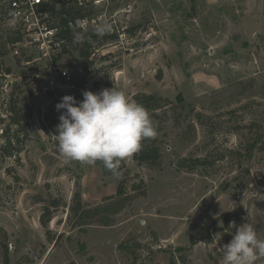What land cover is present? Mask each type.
I'll return each mask as SVG.
<instances>
[{"label": "rangeland", "instance_id": "1", "mask_svg": "<svg viewBox=\"0 0 264 264\" xmlns=\"http://www.w3.org/2000/svg\"><path fill=\"white\" fill-rule=\"evenodd\" d=\"M108 11L114 17L91 28L107 20L116 36L94 43L89 68L70 55L54 61L25 40L11 50L22 62L9 60L0 95V264L4 245L7 264H222L230 222L250 223L264 239V0H112ZM54 66L69 70L72 85L47 90ZM112 87L133 102L140 92L170 100L150 115L160 163L124 159V185L135 194L129 185L142 181L144 195L110 225L96 216L77 226L75 193L90 207L105 204L118 179L61 155L55 105ZM9 98L28 124L26 134L10 127L12 145ZM181 158L200 161L177 169Z\"/></svg>", "mask_w": 264, "mask_h": 264}, {"label": "clouds", "instance_id": "2", "mask_svg": "<svg viewBox=\"0 0 264 264\" xmlns=\"http://www.w3.org/2000/svg\"><path fill=\"white\" fill-rule=\"evenodd\" d=\"M110 30L105 20L95 31L102 37ZM73 31V42L84 43L85 32L75 28ZM82 97L77 101L73 95H64L55 105L60 112L54 135L58 150L70 161L89 165L100 161L120 179L121 161L137 153L142 140L157 135L150 114L143 105L131 101L124 91L114 87L99 92L83 90ZM229 228L235 232L230 242L222 246V264H256L264 257V239L258 237L252 224L230 222Z\"/></svg>", "mask_w": 264, "mask_h": 264}, {"label": "trees", "instance_id": "3", "mask_svg": "<svg viewBox=\"0 0 264 264\" xmlns=\"http://www.w3.org/2000/svg\"><path fill=\"white\" fill-rule=\"evenodd\" d=\"M11 7L9 5L8 0H0V95L3 93V80L6 79L7 75L12 73L11 66L9 65V60H14L15 64L21 65L22 62L20 58L16 54L9 56L11 50L14 49L16 43H21L23 39V33L19 29H14L7 24V19L9 13L11 11ZM42 11L46 13V17L43 19L50 29H57L56 36L58 39H62L63 43L61 44L59 50L53 55L54 61H59L62 55H70L74 60H79L80 64L84 65V67H90L92 65V59H90L91 50H93L94 43L104 42L111 39H114L116 34H108L106 33L104 36H98L93 28H81L79 21L87 16L92 15V11L89 8H85L80 6L77 3V0H50L42 4ZM79 25V27H76ZM74 28L76 31H84L86 35V40L82 44H77L73 42L74 37ZM136 29V26L127 28L128 32L133 33ZM126 31V32H127ZM11 59H10V58ZM32 61L31 56L25 57V63H30ZM32 71H36V67L31 68ZM91 72V71H90ZM92 73V72H91ZM48 74L47 69L44 70V75ZM9 85V84H7ZM17 85V82H12L10 84L11 88ZM12 89L8 96L11 95ZM134 102L143 105L149 114H153V112L157 109L164 107L166 104L170 103L169 99L155 96L147 93H137L133 96ZM178 101L184 103V98L180 95L177 97ZM10 101H7V115L8 122L7 127L5 128V138L9 145H12L14 140L13 137L8 136V131L11 126H15L18 128L17 131L27 132L28 124L21 121V114L17 111L15 104H11ZM77 101H79L76 98ZM186 103V102H185ZM191 106L190 102L186 103ZM197 117L201 116V113L196 114ZM1 120V119H0ZM12 135V134H11ZM18 141V134L15 137ZM133 159L137 161L141 166L147 167H156L160 163L161 154L159 152L158 146L153 143V140L144 139L141 141V149L133 155ZM198 158L189 159V158H181L178 161L177 169L188 168L192 169L199 163ZM100 169L102 170L104 175L112 174L107 169L104 168L103 164L100 161H97ZM123 161H121L122 167ZM128 171H125L122 174V178L118 179L116 185V192L113 196L108 197V202L105 204H100L96 206H88L85 205L81 198L80 193L76 192L73 198V202L70 206L72 213L78 214L77 226H82L86 224L83 219H94L98 216V220L96 222L100 225H110L112 224L113 218L111 215L118 213L122 208H124L130 200L134 199L136 195H144L145 191L141 189V183L130 184L129 187L131 190L136 191L135 194H130L127 190V186L124 185L126 178L128 179ZM224 222L227 224L228 219L226 216L223 217ZM48 218H41V222L43 226H46V223L49 221ZM3 251L4 254V263H8L7 249L6 245ZM121 249L125 250L124 244L121 245Z\"/></svg>", "mask_w": 264, "mask_h": 264}, {"label": "built area", "instance_id": "4", "mask_svg": "<svg viewBox=\"0 0 264 264\" xmlns=\"http://www.w3.org/2000/svg\"><path fill=\"white\" fill-rule=\"evenodd\" d=\"M50 0H8L12 8L7 21L8 25L14 29H19L23 33V39L28 45H33L43 51V55H54L58 51L62 39L56 36L57 29H50L43 20L46 13L42 11V4ZM112 0H77V3L82 7L89 8L93 13L79 21L81 28L93 27L97 18L106 17L113 18L115 13L109 14V7ZM99 5L103 8L104 14H95V9ZM93 25V26H91ZM54 60L53 57H51ZM55 71L50 72L46 78L47 90L53 91L62 88L64 85H72V76L69 70L61 66H54Z\"/></svg>", "mask_w": 264, "mask_h": 264}]
</instances>
